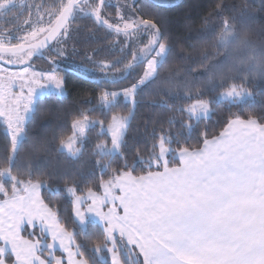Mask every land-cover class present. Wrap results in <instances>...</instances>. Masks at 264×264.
I'll return each mask as SVG.
<instances>
[{"label":"snow or ice","instance_id":"snow-or-ice-1","mask_svg":"<svg viewBox=\"0 0 264 264\" xmlns=\"http://www.w3.org/2000/svg\"><path fill=\"white\" fill-rule=\"evenodd\" d=\"M5 6L0 0V9ZM36 11L37 22L15 42L8 34L0 38V120L7 130L0 159L9 165L0 171V264H264V115L243 119L231 114L214 136L206 125L213 105L239 102L249 95L246 89L226 83L233 77L221 65L203 67L207 53L200 71L193 63L183 69L184 77L181 69L170 73L160 107L174 109L183 119L169 116L168 129L151 130L145 141L148 155L137 148L130 164L126 135L138 94L159 78L175 51L161 26L166 21L138 7L136 0H56L49 7L37 5ZM77 15L112 37L114 58L89 57L106 87L82 102L94 106L76 113L71 134L59 140L56 151L78 158L90 142L89 131L99 127L92 152L97 165L100 158L120 161L107 180L105 164L100 182L86 190L75 179L63 187L33 180L30 169L22 179L12 168L22 141L30 139L28 120L37 89L49 85L64 93L58 58L66 55L63 45ZM208 25L205 18L204 28ZM221 26L218 44L226 46L233 29L226 18ZM38 55H47V67H32ZM199 80L211 87L198 88L194 82ZM207 91L215 94L205 98ZM121 102L129 106L126 114L118 111ZM97 111L110 118H93ZM201 123L195 150L171 131L179 124L190 133ZM45 189L50 197L65 198L70 210L45 199ZM89 216L98 230L90 231Z\"/></svg>","mask_w":264,"mask_h":264},{"label":"trees","instance_id":"trees-1","mask_svg":"<svg viewBox=\"0 0 264 264\" xmlns=\"http://www.w3.org/2000/svg\"><path fill=\"white\" fill-rule=\"evenodd\" d=\"M218 5L223 7L218 9ZM137 6L145 9L151 15H157L166 21L171 35L175 51L169 57V62L161 70L159 78L143 87L138 94V104L135 107L134 116L126 135L128 162L131 164L135 157V149L139 148L143 156L145 141L149 132L153 129H168L167 119L176 115L178 120L183 119V114L169 111L160 107V101L167 99L164 94L168 85L164 82L170 73L181 69L180 76L184 77L183 69L193 63L197 64V71L201 70L200 61L205 53L208 59L203 61V67L211 64L221 65L226 75L233 77L226 83L242 85L249 93V98L229 104L228 102L213 105V115L206 120L209 136L218 134L222 129L225 117L231 114H239L243 119L255 118L264 115V0H180L172 5H160L151 0H139ZM14 9V10H13ZM12 15L17 5L13 7ZM147 18V16H146ZM208 18V28H204V20ZM222 18H226L233 36L226 46L218 44V37L222 30ZM78 26L71 31L70 54L72 59H81L84 66L96 67L88 61L90 56L96 59L102 57L114 58L109 52L112 37L105 30L96 27L94 22L84 17L79 19ZM76 24V23H75ZM75 49V50H74ZM115 55L118 51L113 50ZM189 56L190 60H183L181 56ZM37 57L36 59H42ZM95 69V68H94ZM59 73L65 77L66 95L60 96L50 93L38 99L34 112L28 121L29 140L22 141L16 161L12 165L13 174L22 175L30 169L33 180L45 181L48 185L63 187L73 179L86 190L95 187L99 183V172L106 164L108 171L104 174L107 180L113 169L120 166L119 159L100 158L97 165V156L92 154L96 142L99 127L89 131L90 142L85 144L84 152L78 158H72L66 153L56 151V145L64 136L70 135V126L76 113L82 108L93 107L82 103L86 98L95 99L96 95L106 86L100 82V78L80 71L75 67H60ZM200 89L211 86L205 80L194 82ZM217 82V91H219ZM195 91V89H194ZM215 93L207 91L205 98ZM129 106L121 102V108L126 114ZM93 118H110L108 113L101 114L97 111ZM261 123H264L262 121ZM205 126L201 123L189 133L180 128L179 124L171 128L175 134L179 132L180 138L185 140L189 147L196 149L199 146L201 129ZM55 137V140H53ZM7 140V130L0 120V147ZM47 144L44 148L42 145ZM8 162L0 159V171L8 168ZM142 165H137V175L143 171ZM102 191V190H101ZM44 198L61 206V210L71 208L65 198L59 196L50 197L47 189L43 192ZM67 212H65V216ZM90 231L99 229L95 222H89ZM98 232L90 233L89 238ZM25 236L28 233L25 232ZM83 239V238H81ZM95 260V257H93Z\"/></svg>","mask_w":264,"mask_h":264},{"label":"rangeland","instance_id":"rangeland-1","mask_svg":"<svg viewBox=\"0 0 264 264\" xmlns=\"http://www.w3.org/2000/svg\"><path fill=\"white\" fill-rule=\"evenodd\" d=\"M138 1L139 0H136V3ZM151 1H153L157 4H160V5H172L176 2H179L180 0H151ZM3 2L6 4V6L3 7L2 9H0V38H2L4 36V34H8V35L13 37V40L15 42V37L17 35L24 33L26 31V29L31 26V24H34L37 22L38 13L36 11V6L42 5L43 7H49L51 5H54L56 3V0H3ZM113 2H115V0H113ZM16 5L18 7V10L16 9V11L13 13L14 17L11 18V15L13 12L12 9ZM113 11H114V9H113ZM82 18H84V17H82V16L79 17V15H77V18L75 21L76 24L74 23L72 30L74 29V27L75 28L77 26H78V28L80 27L78 25L79 23H77V21L79 22V19L81 21ZM70 37H71V34L69 35V38L64 42L63 46L66 48V55L62 58H58V68L63 67V66L64 67H75L76 69H78L80 71L82 70L88 74H93V75L99 77L98 69L96 67H93V68L88 67V66L86 67V66H84L81 59H79V58L78 59L76 58V60L72 59V56L70 54L71 53L70 52V42H68L70 40ZM88 61L91 62L92 64H94L92 62V60L89 58H88ZM47 64H48V58H47V55H45V56H43L42 59L34 58L33 62H32V67L35 69H39V68L47 67ZM17 70H19V68L13 69V71H17ZM62 77L65 80V77L64 76H62ZM43 88L44 89H37V93L35 96V103L33 105L32 113L29 116V120H30V118L34 112L35 105H36L39 98L44 97L50 93H56L60 96L67 94L66 88L64 90L63 95H61L54 87H50L49 85H44ZM249 96L250 95L245 96L240 101L247 100L249 98ZM93 219H95V217H93V216L88 217V221L91 220V222H92ZM93 222H95V221H93Z\"/></svg>","mask_w":264,"mask_h":264},{"label":"crops","instance_id":"crops-1","mask_svg":"<svg viewBox=\"0 0 264 264\" xmlns=\"http://www.w3.org/2000/svg\"><path fill=\"white\" fill-rule=\"evenodd\" d=\"M37 195H39V190H37ZM92 219V218H91ZM95 221V219L92 220V222ZM88 222H91V220H89Z\"/></svg>","mask_w":264,"mask_h":264},{"label":"flooded vegetation","instance_id":"flooded-vegetation-1","mask_svg":"<svg viewBox=\"0 0 264 264\" xmlns=\"http://www.w3.org/2000/svg\"><path fill=\"white\" fill-rule=\"evenodd\" d=\"M15 11H16V9H15ZM15 11H14V12H15ZM13 17H14V16H12L11 18H13ZM12 20H13V19H12ZM37 57H40V56L38 55V56H36L35 58H37Z\"/></svg>","mask_w":264,"mask_h":264}]
</instances>
